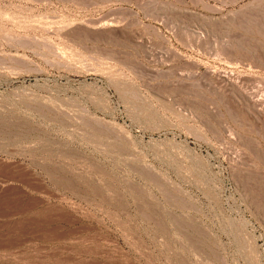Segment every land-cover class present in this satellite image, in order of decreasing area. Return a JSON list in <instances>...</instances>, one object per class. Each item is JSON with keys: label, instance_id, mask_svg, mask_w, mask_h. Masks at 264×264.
<instances>
[{"label": "rangeland", "instance_id": "rangeland-1", "mask_svg": "<svg viewBox=\"0 0 264 264\" xmlns=\"http://www.w3.org/2000/svg\"><path fill=\"white\" fill-rule=\"evenodd\" d=\"M0 264H264V0H0Z\"/></svg>", "mask_w": 264, "mask_h": 264}, {"label": "bare ground", "instance_id": "bare-ground-1", "mask_svg": "<svg viewBox=\"0 0 264 264\" xmlns=\"http://www.w3.org/2000/svg\"><path fill=\"white\" fill-rule=\"evenodd\" d=\"M26 63V62H25ZM23 64H24V62H23ZM38 65V64H37ZM53 66V65H52ZM41 67V66H40ZM23 68V67H22ZM17 70V69H16ZM10 71V70H9ZM13 72V71H12ZM24 72V71H23ZM55 76V75H54ZM35 80H37V78L35 79ZM48 82V81H47ZM38 86V85H37ZM54 98V97H53ZM44 103V102H43ZM58 104V103H57Z\"/></svg>", "mask_w": 264, "mask_h": 264}]
</instances>
